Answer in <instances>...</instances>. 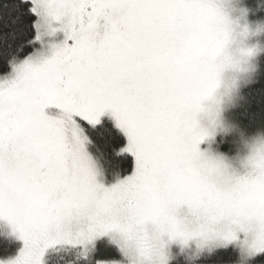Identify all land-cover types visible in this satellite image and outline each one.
<instances>
[{
  "label": "snow or ice",
  "instance_id": "6c2138e0",
  "mask_svg": "<svg viewBox=\"0 0 264 264\" xmlns=\"http://www.w3.org/2000/svg\"><path fill=\"white\" fill-rule=\"evenodd\" d=\"M250 10L0 0V264H264V131L242 173L215 150Z\"/></svg>",
  "mask_w": 264,
  "mask_h": 264
},
{
  "label": "trees",
  "instance_id": "16d2710c",
  "mask_svg": "<svg viewBox=\"0 0 264 264\" xmlns=\"http://www.w3.org/2000/svg\"><path fill=\"white\" fill-rule=\"evenodd\" d=\"M242 2L264 6V0H242ZM246 16L249 22L260 24L263 27L260 37L261 51L255 59V66L251 77L242 83L237 90L236 98L242 97V99L238 100L237 106L229 114L235 117L242 125L247 126L250 130V135L247 138L229 141L226 146L221 145L220 148L217 147L216 150L224 155H233L244 147L253 146L259 141L257 138H254L255 133L257 131H264V12L250 10L246 13ZM223 142L221 140V143ZM2 243L8 242L0 238V244ZM216 259L215 257H210L203 264H214Z\"/></svg>",
  "mask_w": 264,
  "mask_h": 264
},
{
  "label": "rangeland",
  "instance_id": "374dc122",
  "mask_svg": "<svg viewBox=\"0 0 264 264\" xmlns=\"http://www.w3.org/2000/svg\"><path fill=\"white\" fill-rule=\"evenodd\" d=\"M245 23L248 27V33L245 37L238 36L235 42L230 46V55L232 59L231 67L226 66L223 82L224 86L221 89V94L226 93L227 85L233 80L236 79L238 81L239 87L242 83H244L249 77H251L254 66L255 59L261 51V42L260 37L263 32V27L260 24H255L249 22L247 16L245 15ZM252 48L255 50L254 54L250 57H247L244 52L245 49ZM236 66L242 67L244 71L236 70ZM237 90H234L231 98L228 95H224V107L227 110L233 101L236 98ZM260 146V142L257 141L253 146H247L243 149L237 151L233 155H224L219 153L216 149L218 155L222 156L225 163L229 165L231 170H235L237 172H243L245 169L243 164L248 160V158L256 151V149Z\"/></svg>",
  "mask_w": 264,
  "mask_h": 264
}]
</instances>
